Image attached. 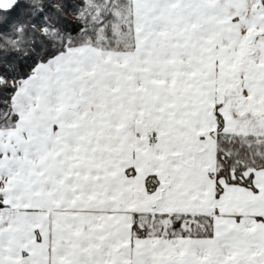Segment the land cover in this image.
I'll return each instance as SVG.
<instances>
[{
	"label": "snow or ice",
	"instance_id": "snow-or-ice-1",
	"mask_svg": "<svg viewBox=\"0 0 264 264\" xmlns=\"http://www.w3.org/2000/svg\"><path fill=\"white\" fill-rule=\"evenodd\" d=\"M0 264H264V0H0Z\"/></svg>",
	"mask_w": 264,
	"mask_h": 264
}]
</instances>
